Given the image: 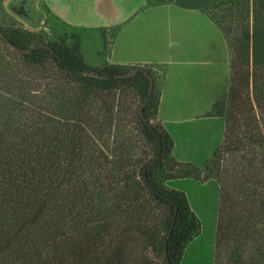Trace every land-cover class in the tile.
Masks as SVG:
<instances>
[{"label": "trees", "instance_id": "trees-1", "mask_svg": "<svg viewBox=\"0 0 264 264\" xmlns=\"http://www.w3.org/2000/svg\"><path fill=\"white\" fill-rule=\"evenodd\" d=\"M244 33L242 53L230 56L224 138L203 172L212 173L219 186L216 259L264 264V104L258 98L259 84L264 83L258 67L264 54L254 39L250 55L248 25ZM6 38L29 49L18 53L25 64L49 60L57 73L79 86V96L69 103L76 117L70 120L79 123L82 115L89 116L88 109L86 113L82 109L91 105L92 98L102 99L119 84L141 81L145 118L138 114L137 123L152 144V154L136 162L126 147L122 153L113 146L97 165V197L83 199L75 190L76 204L66 206L64 196H57L64 194L65 178L75 170L69 166L86 159L77 147L78 138L73 139L77 148L71 159L54 171V160H63L60 153L66 155L61 149L63 139L52 146L49 116L35 108L30 91L13 86L9 74L1 71L7 90L0 91V99H5L4 94H18L21 109L31 116L22 128L0 129V264H180L199 222L185 193L159 184L155 177L159 171L170 179L175 173L186 177L191 169L199 170L191 162L182 164L170 156L173 140L156 119L159 90H154L152 72L136 64L132 68L136 74L123 78L119 75L127 72L126 65H90L82 58L79 40L71 46L39 43L22 48L13 38ZM147 110L153 111L154 120L146 117ZM83 123L73 124L77 132L84 130ZM135 163L139 164L134 170ZM158 206L163 213L157 212Z\"/></svg>", "mask_w": 264, "mask_h": 264}, {"label": "rangeland", "instance_id": "rangeland-1", "mask_svg": "<svg viewBox=\"0 0 264 264\" xmlns=\"http://www.w3.org/2000/svg\"><path fill=\"white\" fill-rule=\"evenodd\" d=\"M205 12L224 34L230 56L236 57L242 53L240 44L245 38L244 30L247 25L250 55L254 39L260 47L259 53L264 54V0H220L205 9ZM0 30L6 37L19 42L22 48L39 43L71 46L79 40L76 32L67 30L63 23L51 16L46 6L38 0H0ZM18 53L0 38V72L9 74L13 86L19 85L25 91H30L29 95L33 97L31 100L35 108L38 107L37 109L49 116L47 130H49L52 146L55 148L58 141L63 139L64 146L61 149L66 152V155L60 153L63 160H54L52 169L56 171L59 165H66L77 147L86 155L81 165L73 163L69 166L70 171L75 170L69 175V179L65 178L64 194L57 196V199L64 196L66 206L76 204V191H79L83 199L97 197L99 173L97 165L103 163L104 157L108 156L113 146L119 147L121 152L126 147L127 152L136 162L144 161L151 156L152 144L143 137L137 123L138 110L142 105L141 81L119 84L117 89L112 90L110 94H105L102 99L92 98L91 105L82 109L83 113H86V109L89 111V116L80 117L84 122V130L77 132L73 124H82V122L70 120L76 117L73 116L75 109L69 103L73 96H79V86L57 73L51 61H45L40 65H28L22 61L23 57ZM95 62L99 61L92 60L88 63L95 64ZM140 65L152 72L156 92L162 79L163 67L152 63ZM134 66L136 64L126 65L125 70L129 72ZM251 69L250 62V71ZM258 69L259 73H264V61ZM1 81L2 79H0V91H4L6 88ZM33 89H37V92L33 93ZM258 96L261 104H264V83L262 82L259 84ZM223 97L222 95L221 98ZM4 98L8 99H0V129L4 128V132L10 127L22 128L23 124L29 122L31 114L21 109L23 104L21 96L4 94ZM226 105L227 94L224 102L216 103L212 107V113L224 117ZM145 115L150 120H154L152 110H147ZM109 122H112V126L108 124ZM28 132L30 131H25V133ZM75 138H78L79 145L74 148L73 139ZM212 154L209 156L203 152L190 155L186 161H178L182 164L191 162L198 167L199 172L191 169L186 177H178V173H175L172 178L165 179L159 171L155 177L159 184L185 193L190 209L199 222V228L183 249L180 264H232L226 260L219 262L216 259L219 186L212 173L208 170L203 172L206 165L210 167L209 161L212 159ZM139 163L133 165L134 170ZM178 169L184 170V167L179 166ZM140 195L143 196V193ZM157 212L163 213V207L158 206Z\"/></svg>", "mask_w": 264, "mask_h": 264}, {"label": "crops", "instance_id": "crops-1", "mask_svg": "<svg viewBox=\"0 0 264 264\" xmlns=\"http://www.w3.org/2000/svg\"><path fill=\"white\" fill-rule=\"evenodd\" d=\"M38 1L79 35L86 63L163 67L156 119L173 140L175 160L210 156L222 143L224 117L212 107L226 99L230 50L205 12L220 0Z\"/></svg>", "mask_w": 264, "mask_h": 264}, {"label": "water", "instance_id": "water-1", "mask_svg": "<svg viewBox=\"0 0 264 264\" xmlns=\"http://www.w3.org/2000/svg\"><path fill=\"white\" fill-rule=\"evenodd\" d=\"M2 38L4 39V41L12 48V49H14L15 51H17V52H21V53H26V52H28L29 51V49H21V48H19V47H17V46H15V45H13L4 35H2ZM136 74V69H132L131 71H129V72H126V73H123V74H120L119 76L120 77H123V78H125V77H129V76H133V75H135ZM152 87H153V85H152V81L150 82V86H149V93L151 92V90H152ZM146 100H147V98H146ZM139 114H140V116L144 119L145 117H144V114H143V112H142V106L139 108Z\"/></svg>", "mask_w": 264, "mask_h": 264}]
</instances>
